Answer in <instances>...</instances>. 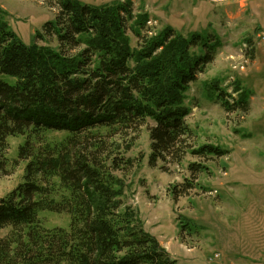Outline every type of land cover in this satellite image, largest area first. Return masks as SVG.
<instances>
[{
  "label": "trees",
  "instance_id": "1",
  "mask_svg": "<svg viewBox=\"0 0 264 264\" xmlns=\"http://www.w3.org/2000/svg\"><path fill=\"white\" fill-rule=\"evenodd\" d=\"M53 1L54 20L29 46L0 10V74L13 79L0 78V171L8 173L11 137L24 138L12 167L25 162L24 182L0 198V229L9 228L0 239V264H177L123 207L115 173L133 167L124 154L148 120L154 122L147 129L150 167L180 165L187 154L205 160L228 153L192 145L184 104L189 86L215 60L220 39L213 32L181 37L170 26L149 36L148 15L135 14L131 0ZM46 37L56 48L36 44ZM211 90L226 113L248 111L246 93L230 100L222 88ZM188 170L208 168L192 163ZM193 187L185 180L170 192L177 200ZM43 212L68 215V228L43 227ZM180 228L190 234L188 224Z\"/></svg>",
  "mask_w": 264,
  "mask_h": 264
},
{
  "label": "rangeland",
  "instance_id": "2",
  "mask_svg": "<svg viewBox=\"0 0 264 264\" xmlns=\"http://www.w3.org/2000/svg\"><path fill=\"white\" fill-rule=\"evenodd\" d=\"M77 1L103 6L121 0ZM131 1L135 14L148 15L149 36L170 26L181 37L213 32L220 39L215 60L189 86L184 104L190 110L186 123L192 130V145L211 144L228 153L205 160L187 154L180 165L158 162L150 167L147 129L154 122L148 120L124 154L133 160V167L115 173L123 186V207L134 211L144 232L177 264H264V0ZM0 10L25 46L34 43L35 32L57 14L53 0H0ZM127 36L135 47L138 40L129 29ZM35 42L57 46L47 37ZM0 78L13 82L5 75ZM212 85L222 88L230 100L246 93L248 111L226 113ZM49 136L58 139L61 134ZM23 140L7 139L4 154L10 165L7 175L0 171V198L24 182L25 162L12 167ZM192 163H202L208 170L191 173ZM185 180L194 187L175 200L170 191L173 186L180 189ZM39 220L47 229H67L70 218L43 212ZM182 223L190 226V234L181 231ZM8 231L0 229V239Z\"/></svg>",
  "mask_w": 264,
  "mask_h": 264
}]
</instances>
